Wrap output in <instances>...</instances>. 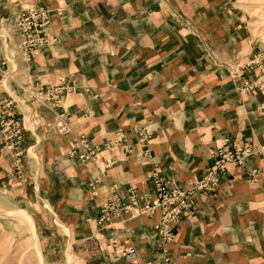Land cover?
<instances>
[{"label":"crops","instance_id":"obj_1","mask_svg":"<svg viewBox=\"0 0 264 264\" xmlns=\"http://www.w3.org/2000/svg\"><path fill=\"white\" fill-rule=\"evenodd\" d=\"M37 8L51 41L23 61L14 18ZM254 48L230 0H0V96L20 128L14 150L0 132V221L28 233L43 264H264V86L244 64ZM59 84L60 106L27 95ZM81 136L94 161L78 157ZM234 141L255 152L228 163L213 192L194 193L160 244L159 213H138L155 198L153 174L190 187ZM130 191L135 206L100 220L110 194L126 205Z\"/></svg>","mask_w":264,"mask_h":264},{"label":"built area","instance_id":"obj_2","mask_svg":"<svg viewBox=\"0 0 264 264\" xmlns=\"http://www.w3.org/2000/svg\"><path fill=\"white\" fill-rule=\"evenodd\" d=\"M48 12L45 9L37 8L27 10L18 14L14 18L19 35L22 41L20 56L23 61L29 60L31 51L42 48L48 44L49 37ZM7 61L0 55V79L8 76ZM39 87V86H38ZM41 87V86H40ZM66 89L63 84L56 85L52 89L43 90V88H31L27 90V95L37 103L44 104L46 101H52L57 106L61 93ZM57 133L64 135L70 132V126L64 117L63 111L58 114L54 123ZM0 132L4 133V138L8 141V148L14 150L20 138L19 122L16 119L15 107L13 101L7 97L0 96ZM79 148L78 157L81 160L94 161L98 153L97 147L90 146L81 136L75 142ZM75 153V151H73ZM255 152L253 146L247 142L223 143L221 146L211 152V164L203 171L202 175L192 183L190 187L180 186L170 181L162 179L155 173L152 176L154 184V199L139 208L138 213H159V221L153 225L159 234L160 244L166 243L174 236L175 227L186 215L192 213L194 196L196 192L208 194L213 192L221 182V176L226 170L228 163L240 165L242 159ZM19 155V153H17ZM21 158L15 157L13 169L20 170ZM128 204H122L115 194H110L107 201L101 206L100 220H106L108 223L112 218L120 219L128 207L135 206L136 195L133 191L129 193ZM111 246L119 256L126 258H136V249L129 245L123 247L113 240Z\"/></svg>","mask_w":264,"mask_h":264},{"label":"rangeland","instance_id":"obj_3","mask_svg":"<svg viewBox=\"0 0 264 264\" xmlns=\"http://www.w3.org/2000/svg\"><path fill=\"white\" fill-rule=\"evenodd\" d=\"M230 1L245 14L255 47L244 64L249 70L257 69L259 85L264 86V0ZM26 235L21 229L13 233L0 221V264H43L35 240H23Z\"/></svg>","mask_w":264,"mask_h":264}]
</instances>
